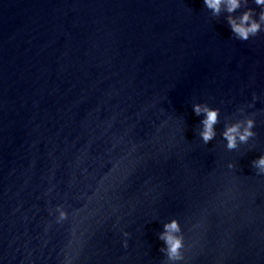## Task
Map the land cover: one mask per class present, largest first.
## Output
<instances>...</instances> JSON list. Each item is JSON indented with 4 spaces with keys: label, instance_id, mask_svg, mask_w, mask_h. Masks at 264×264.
I'll return each instance as SVG.
<instances>
[{
    "label": "water",
    "instance_id": "obj_1",
    "mask_svg": "<svg viewBox=\"0 0 264 264\" xmlns=\"http://www.w3.org/2000/svg\"><path fill=\"white\" fill-rule=\"evenodd\" d=\"M253 92L251 151H228ZM193 102L220 109L207 145ZM260 152L264 33L202 0H0V264H162L171 218L187 264H264Z\"/></svg>",
    "mask_w": 264,
    "mask_h": 264
},
{
    "label": "clouds",
    "instance_id": "obj_2",
    "mask_svg": "<svg viewBox=\"0 0 264 264\" xmlns=\"http://www.w3.org/2000/svg\"><path fill=\"white\" fill-rule=\"evenodd\" d=\"M202 6L209 12L213 19L223 18L230 30L231 37L239 41H248L264 33V0H202ZM260 100L255 92L251 94V100L244 106L236 108V114L232 118H225L223 129L219 135L228 151L237 150L241 145H249L257 133L255 117L257 111L247 112L245 109H253ZM192 112L201 117L198 126L194 129L196 137L207 145L217 137L216 126L220 123V109L211 107L207 102H193ZM238 114V115H237ZM251 151V145H249ZM251 167L256 176H264V152L253 159ZM228 169L236 166L229 162ZM55 212V222L60 224L68 218V213L62 205H56L49 215ZM125 238L121 243L124 248L128 247L127 238L129 233L122 231ZM157 238L162 242L159 252L164 257L162 264H187L184 250L185 234L181 223L176 218H171L162 223V230L157 233Z\"/></svg>",
    "mask_w": 264,
    "mask_h": 264
}]
</instances>
